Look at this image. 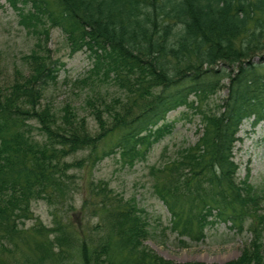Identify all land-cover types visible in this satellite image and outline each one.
<instances>
[{"label": "trees", "instance_id": "obj_1", "mask_svg": "<svg viewBox=\"0 0 264 264\" xmlns=\"http://www.w3.org/2000/svg\"><path fill=\"white\" fill-rule=\"evenodd\" d=\"M9 2L27 30L46 37L48 27L56 26L73 50L88 48L93 57L88 77L112 79L124 94L86 97L96 125L91 129L69 103L57 112L42 101L46 87L56 83L55 63L33 52L28 74L16 71L5 82L0 68V264H205L175 262L149 249L143 243L149 234L144 209L100 179L89 182L82 202L96 206L94 214L103 210L101 234L72 230L57 214L60 209L52 208L50 227H31L42 238L33 241L32 252L7 255L25 239L23 220L32 216L31 203L55 204L68 194L69 155L94 150L114 132H124L126 142L143 141L138 130L181 105L199 114L200 135L167 163L151 167L153 191L171 215L169 228L199 241L208 223L228 221L251 238L237 258L211 264H264V188L253 186L248 172L237 180L233 160L243 120L264 119V0ZM225 86L227 96L211 105L210 97ZM30 122L41 139L30 134ZM166 131L164 124L146 136L157 140ZM129 148L132 156H143Z\"/></svg>", "mask_w": 264, "mask_h": 264}, {"label": "rangeland", "instance_id": "obj_2", "mask_svg": "<svg viewBox=\"0 0 264 264\" xmlns=\"http://www.w3.org/2000/svg\"><path fill=\"white\" fill-rule=\"evenodd\" d=\"M17 10L8 0H0V68L2 80L15 78V72L28 74L32 64V54L39 55L46 63L53 62L58 68L56 83L50 84L44 90L42 101L50 103L59 112L69 103L80 115L87 118L91 129H95V121L85 105L86 97L102 93L108 99L112 96L122 97L124 91L112 80L103 79L101 74H93L90 78V69L93 57L88 48L82 47L73 50L65 32L56 26L48 27V35L36 34L27 30L19 23ZM42 30V28L40 29ZM254 61L258 60L256 56ZM227 79L224 84H227ZM228 89L223 87L209 99L212 105L221 103L227 96ZM124 99V98H122ZM190 99H194L191 95ZM210 105V106H211ZM199 114L194 108L181 106L167 112L163 120L149 122L139 132V136L146 138L140 141L121 139L124 132H114L102 139L93 150L85 148L69 155L66 160L72 163L67 169L71 177L64 178L68 186V194L57 198L55 204L47 200L38 199L31 203L32 216L24 219V240H19L18 250L8 252L21 258L22 253H31L33 241L42 239L31 227L40 223L46 227L52 225L51 210L60 209L57 214L70 223L72 230L83 231L87 236L91 233L97 237L102 233L104 221L103 210L94 214L96 206H83L84 197L88 196L87 185L98 179L106 181L112 193L127 200L134 197L137 206L144 209L148 221L149 234L143 242L149 249L159 256L175 262L198 261L205 264L223 263L237 258L243 246L249 242L251 235L247 230L238 232L230 226V222L215 220L204 228V237L196 241L187 235H179L169 228L170 213L165 204L157 197L152 188L153 177L151 167H159L177 155V150L195 143L200 135ZM253 117L245 120L237 136L233 148V159L238 164L236 178L241 179L248 172L249 181L255 187L264 188V119L253 124ZM31 132L35 138L41 139L36 124L30 122ZM167 124L169 131L155 140L154 135L146 136L150 130ZM138 127H136L137 129ZM135 147L139 153L128 151ZM80 162V165L75 164ZM156 172L153 171V175ZM66 213L63 209H67ZM83 207V208H82ZM97 211V210H96ZM264 213V202H262ZM67 214V215H66ZM213 220L214 217H208ZM99 225L100 230L93 229ZM106 228V226H104ZM82 234L78 239L83 238ZM31 237H33L31 239ZM49 237V235H48ZM184 240L186 244L182 243ZM264 243V235H263ZM6 259V258H5Z\"/></svg>", "mask_w": 264, "mask_h": 264}]
</instances>
